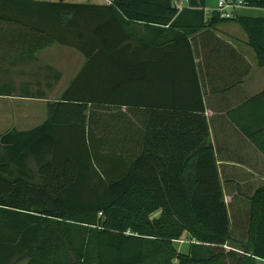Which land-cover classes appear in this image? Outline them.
Listing matches in <instances>:
<instances>
[{
  "label": "trees",
  "instance_id": "1",
  "mask_svg": "<svg viewBox=\"0 0 264 264\" xmlns=\"http://www.w3.org/2000/svg\"><path fill=\"white\" fill-rule=\"evenodd\" d=\"M20 1L51 5L54 40L86 61L44 123L0 134V264L264 260V90L218 128L206 102L251 70L217 26L239 24L264 67V17L209 14L206 0Z\"/></svg>",
  "mask_w": 264,
  "mask_h": 264
},
{
  "label": "crops",
  "instance_id": "2",
  "mask_svg": "<svg viewBox=\"0 0 264 264\" xmlns=\"http://www.w3.org/2000/svg\"><path fill=\"white\" fill-rule=\"evenodd\" d=\"M18 1L17 3V0H0V134L12 129L31 130L44 123L48 118L49 102L61 97L86 61L84 54L75 47L54 40L60 34L58 23H53L52 13L50 14L51 5ZM64 1L97 4L112 2V0ZM218 3L219 0H206L207 13L218 10ZM187 5L188 3H183V7ZM229 10L239 15L264 17V8L261 7L238 5ZM6 18L32 24L36 30L24 25L8 24ZM236 25L239 26L232 20L223 22L217 26L216 32L237 48V52L249 62L251 70L238 85L235 84L223 93L206 95L207 115H214V125L217 128L219 123L216 116L224 114L229 107L264 90V67L257 65L255 55L246 43L247 36L244 30ZM133 46H136V43ZM208 50L210 49H200L202 53ZM77 58L79 63L76 62ZM228 76L230 77H227V83L231 85L234 82L231 78L233 75ZM216 80L220 86L223 85L224 81L216 77L213 80L215 85ZM232 132L233 148L236 151L247 150L251 163L255 164L252 147L246 143L243 146L240 135L235 129H232ZM17 264H28V261L23 260ZM256 264H264V260L258 259Z\"/></svg>",
  "mask_w": 264,
  "mask_h": 264
},
{
  "label": "built area",
  "instance_id": "3",
  "mask_svg": "<svg viewBox=\"0 0 264 264\" xmlns=\"http://www.w3.org/2000/svg\"><path fill=\"white\" fill-rule=\"evenodd\" d=\"M189 0H176V6L179 9L183 8V3H188ZM238 5H242L241 0H219L218 10L221 12L222 16L230 17L233 13L229 8H235Z\"/></svg>",
  "mask_w": 264,
  "mask_h": 264
},
{
  "label": "rangeland",
  "instance_id": "4",
  "mask_svg": "<svg viewBox=\"0 0 264 264\" xmlns=\"http://www.w3.org/2000/svg\"><path fill=\"white\" fill-rule=\"evenodd\" d=\"M236 27H239V26L236 25ZM239 29H241V28H239ZM251 49H252V48H251ZM252 52H253V50H252ZM253 55H254V52H253ZM77 57H78V56H77ZM76 62L79 63V58H77ZM32 163H33V162H32ZM33 164H34V163H33ZM157 215H159V212L156 213L154 216H157ZM189 240H190V238H189V236H188L186 233L181 237V239L177 240V241L175 242V244H176L178 250H179V251H182V252H184V251L186 252L187 249H188V243H189Z\"/></svg>",
  "mask_w": 264,
  "mask_h": 264
}]
</instances>
